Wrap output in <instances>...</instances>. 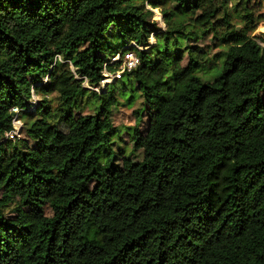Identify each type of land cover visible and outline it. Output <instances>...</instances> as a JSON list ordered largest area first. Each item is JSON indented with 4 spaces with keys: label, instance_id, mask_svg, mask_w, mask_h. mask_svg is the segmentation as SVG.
<instances>
[{
    "label": "trees",
    "instance_id": "trees-1",
    "mask_svg": "<svg viewBox=\"0 0 264 264\" xmlns=\"http://www.w3.org/2000/svg\"><path fill=\"white\" fill-rule=\"evenodd\" d=\"M261 1L0 0V264H264Z\"/></svg>",
    "mask_w": 264,
    "mask_h": 264
},
{
    "label": "rangeland",
    "instance_id": "rangeland-1",
    "mask_svg": "<svg viewBox=\"0 0 264 264\" xmlns=\"http://www.w3.org/2000/svg\"><path fill=\"white\" fill-rule=\"evenodd\" d=\"M261 2L262 3L260 5L254 6V10L257 12H263L262 18L257 21L256 26L252 28L250 32L252 34H255L256 39L264 46V0H262ZM154 11H155V17L159 18L161 25H164L162 22V18H161V14L159 10L157 8H154ZM149 40L153 42L155 40V37L151 34L149 36ZM108 80L112 81L113 79H108ZM120 83H121V80H118L116 82V85H120ZM129 94L130 93L128 92L126 96L128 97ZM141 99L145 100V107H146V112H147L146 117L145 115L142 114L143 122H141L142 123L141 126L143 127L145 126V121H146L147 116L154 114V105H153L154 98H153V95H151L150 91H146V93H144ZM119 100H120L119 104H117L115 107L113 106L111 110V116H112L113 122L117 125H121V127H123V125H129V124L133 125L134 115H133L132 109L139 104L140 99L138 98V99H135L134 101L132 100L128 101V99L125 98V96H120ZM87 101L89 104L86 107H84L85 112H92L93 110H96V111L98 110L97 106L94 107V105L96 104V100L94 98H90ZM90 105L94 108L93 110L90 107ZM141 105H143V103ZM101 119L102 121H104V118L102 116H101ZM61 128L66 130V125L61 124ZM123 134H124L125 140L123 141V139L119 138V142L125 145L127 150H130L131 148L134 147L133 145L134 138L131 137L130 134H127V133H123ZM115 137L117 136L115 135ZM144 145H145L144 139L138 140L136 149H134V151H139Z\"/></svg>",
    "mask_w": 264,
    "mask_h": 264
},
{
    "label": "built area",
    "instance_id": "built-area-1",
    "mask_svg": "<svg viewBox=\"0 0 264 264\" xmlns=\"http://www.w3.org/2000/svg\"><path fill=\"white\" fill-rule=\"evenodd\" d=\"M138 47H141L140 45H137ZM115 58H119V55L115 56ZM139 63V57L135 50L129 49L124 52L122 61L120 63L119 68L115 72H109L105 68L103 70V73L105 74V77L101 80V85H104L108 79H114L116 77H119L124 69H130L133 66H136ZM91 88L98 90L99 86H91ZM32 98L35 99L36 95L32 89ZM12 109L17 112L18 107L13 106ZM20 127H21V119L17 117V114H15L12 118V128L7 130L5 132V136L9 138H14L18 135H20Z\"/></svg>",
    "mask_w": 264,
    "mask_h": 264
}]
</instances>
